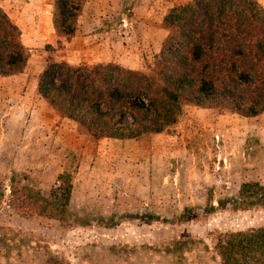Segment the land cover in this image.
Instances as JSON below:
<instances>
[{"label":"rangeland","instance_id":"obj_1","mask_svg":"<svg viewBox=\"0 0 264 264\" xmlns=\"http://www.w3.org/2000/svg\"><path fill=\"white\" fill-rule=\"evenodd\" d=\"M52 1L0 0L29 55L21 73L0 77V264H220L203 244L212 247L218 231L264 225L263 207H217L243 182L264 185V111L185 105L159 133L93 138L38 96L47 56L144 70L166 33L163 15L188 0H88L59 46ZM61 172L73 185L63 220L10 205L13 187L47 194ZM177 239L185 249L173 248Z\"/></svg>","mask_w":264,"mask_h":264},{"label":"trees","instance_id":"obj_2","mask_svg":"<svg viewBox=\"0 0 264 264\" xmlns=\"http://www.w3.org/2000/svg\"><path fill=\"white\" fill-rule=\"evenodd\" d=\"M87 1H52L58 46L62 38L67 41L75 34ZM161 26L166 33L144 70L113 61L72 65L47 56L36 77L38 96L93 138L134 139L159 133L176 123L185 105L243 117L264 111V6L258 0L174 2ZM28 56L20 28L0 7V76L21 73ZM57 181L47 194L28 184L19 190L13 187L10 205L26 214L63 220L73 187L70 173H59ZM217 201L220 208H264V185L243 182L236 196ZM193 210L186 208L183 219ZM217 234L212 247H203L220 264H264V225ZM186 244L177 239L173 248L185 249Z\"/></svg>","mask_w":264,"mask_h":264},{"label":"crops","instance_id":"obj_3","mask_svg":"<svg viewBox=\"0 0 264 264\" xmlns=\"http://www.w3.org/2000/svg\"><path fill=\"white\" fill-rule=\"evenodd\" d=\"M11 76H15V75H11ZM1 77V76H0ZM7 77H10V76H7ZM2 78H6V77H2Z\"/></svg>","mask_w":264,"mask_h":264}]
</instances>
